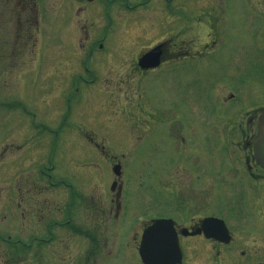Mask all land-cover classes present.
Wrapping results in <instances>:
<instances>
[{
  "label": "rangeland",
  "instance_id": "rangeland-1",
  "mask_svg": "<svg viewBox=\"0 0 264 264\" xmlns=\"http://www.w3.org/2000/svg\"><path fill=\"white\" fill-rule=\"evenodd\" d=\"M119 1L121 0H113L109 4V14L114 12L116 17L131 21V27L120 29L125 27L124 22L117 20L114 24L112 18L109 26L112 30L103 28L102 31V35H107L101 42L102 46L96 51L99 58L104 60V55L116 42L110 38L119 37L118 34H114V25L118 33H122L121 44L133 41L148 45L161 36H168L182 44L181 55L187 49L196 55L190 60L182 59L179 63L180 67L174 72L175 75L171 74V77L168 73L160 75L158 71L136 74L131 73L125 66H118L129 64V60L133 58L128 51L130 44L124 47V52L123 47L119 45L114 62L117 66L114 67L111 62L106 63L104 67L100 65L98 72L100 70L101 72H94L95 77L89 79L90 76H88L84 83L78 80L76 90L72 81L69 88H65L62 85L67 82L59 80L56 83L53 77L42 72H32L18 78L12 75L15 74L13 72L7 73L11 75L6 77L7 82L12 86L7 89L0 87V210L3 207L2 212L7 218L13 217L15 201H12L16 196L18 182H22L24 193L30 192L31 184L45 181V178L39 176V169L42 167H44L43 173L47 172L45 174H49L48 170H50L55 176L57 172L60 176L72 178L82 185V174L86 175L85 171L90 170L91 167L83 166L82 162L86 159L82 162L80 159L92 156L88 159L94 160L101 151L100 146L105 143L104 154L107 166V161L111 158L117 156L120 160L123 155L124 157L120 160L122 172L125 161L127 167L132 170L129 172L130 184L125 181L124 172L122 177L124 186L127 183L128 188L132 190L131 197L127 200L131 209V212H128L134 226L128 232L125 242L131 245L133 236L136 233L137 236L139 234L136 224L141 225V219L148 213L146 209L149 207L146 202L150 200V197L147 186H151L153 193L151 198H156L153 202H161L163 196L167 195L175 203L182 201L186 208H191L190 210L200 206L204 209L205 204L201 205L200 202L203 198L210 196V191L202 190L200 185L192 181L190 178L192 173L187 174L184 171L181 175L174 173L175 165L170 167L168 164L169 155L173 156L175 164V160L183 153L177 165L187 168L188 164H193L195 157L198 164H194H201V166L214 167L233 163L235 168L232 169L238 170V166L245 164V150L243 152L241 146L244 137L242 138L238 130L240 117L250 106L264 105V72L258 69L255 73L247 67L246 63L243 71L240 72L238 65H242V59L246 57L243 51L264 50V0H180L177 4V8L180 9L177 14L179 19L159 10V4L155 7L122 8ZM143 9L147 10L141 11ZM81 13L85 17H79L77 21L74 18V11L71 12V18L78 23H74L75 29L70 25V33L71 37L76 36L78 40H84V47L81 46L82 51L78 55L83 59L86 54H83V51L88 49L89 33L93 34L94 30L92 19L86 16L88 12L83 9ZM57 14L56 9L53 8L49 16ZM39 19L43 28L46 25V18L42 20L39 16ZM103 21H107L104 14L98 18L97 22ZM135 21H143L148 28L137 35L139 40H135L137 37L133 35L137 31L132 28L136 26ZM174 29L178 30L177 33L168 34ZM11 30H14V26L1 31L0 50L5 41L12 43ZM42 33L46 38L45 29ZM94 37L100 38V31ZM214 41L215 44L212 46L211 43ZM205 42H210L208 49L213 48V53L208 57L206 50L200 51ZM98 44L99 41L95 46L98 47ZM12 51V48L5 47L2 54L6 59L4 65L0 66V84L5 78L1 73L4 74L3 69L6 63L10 62L12 66L17 64L18 56L12 54ZM60 51L65 54L60 57L69 55L70 58L72 57L70 62H73L75 59L73 55H76L73 51V41L69 49L66 50L64 46L60 48ZM107 55L109 56V52ZM8 56L9 59H7ZM234 56L239 60L233 63L231 60ZM256 56L260 58L257 51ZM63 62L69 63L68 60ZM169 78L175 84L173 87L167 86ZM144 82L146 93L142 90ZM235 82L242 83L241 92L234 93V98L238 101L235 99L222 101L230 92L225 89ZM139 86H141L140 91ZM169 96L175 100L172 105L180 101V105L178 104L180 116L177 121L180 128H183V137L180 136V132L173 134L170 130L171 125L165 128V133L168 129L170 130L167 137L162 136L161 130L160 132L157 130L160 128L159 109L169 108L160 103V100L162 97L167 100ZM136 100L142 104L141 114L139 110V113L131 112L128 102ZM191 100L199 104L200 117L204 119L199 120L196 114L189 113L188 104ZM172 105H170L171 108L177 110ZM68 106L70 110L67 114ZM254 113L253 111L252 114ZM25 114L31 118L32 131L27 129L23 134L22 129L26 127L24 126ZM163 120L167 122L171 119ZM20 126L22 129L19 131ZM80 138L85 139L87 144H91L92 149L87 151L88 147ZM156 140L166 146V155L161 153L159 155ZM227 145L230 147L227 148ZM132 148L133 150L130 151ZM96 149L100 150L96 151ZM227 149H230L228 160L223 157ZM128 151H130L129 154ZM158 160L159 165L149 169L146 174V176L150 174L147 181L146 177L141 176L140 173L145 171L148 165L157 164ZM145 162L148 163L146 166ZM98 163L102 165L105 162L102 163V159H99ZM89 164L97 167L93 162ZM138 167L140 168L137 169ZM102 172L97 174L104 175L105 173ZM143 178H145V185ZM185 185L191 190L188 188L181 195L182 190L179 187ZM39 186L44 185L40 183ZM152 187L155 188L154 191ZM5 222L6 227L13 230L14 222L12 220ZM252 222L256 227L257 224ZM109 249L110 247L107 248ZM131 250L125 253L119 252V264H130V255H134ZM106 256L102 254V260ZM23 261H29L28 257L22 258L21 262Z\"/></svg>",
  "mask_w": 264,
  "mask_h": 264
},
{
  "label": "flooded vegetation",
  "instance_id": "flooded-vegetation-1",
  "mask_svg": "<svg viewBox=\"0 0 264 264\" xmlns=\"http://www.w3.org/2000/svg\"><path fill=\"white\" fill-rule=\"evenodd\" d=\"M95 1L0 0V33L14 26L10 35L12 43L5 41L0 50V66L4 65L6 59L2 56L5 47L12 48V54L18 56L17 64L14 66L10 62L6 63L4 74L1 73L5 78L0 87L7 89L12 86L6 79L7 76H11L7 73L11 72L15 73L12 74L15 78L32 72H42L53 77L56 83L59 80L70 83V77L76 71L79 72L78 78L85 82L88 76L94 77V72L100 65H104V61L117 66L114 62L118 52L114 48L110 49L107 59L101 60L97 55H93L96 42L101 41V37L94 36L111 24L112 16L107 12V8L113 0ZM179 2L180 0H121L119 4L122 8L155 7L159 4V10L165 8L169 12H176ZM103 7L107 21L98 23V18L102 17ZM53 8L58 14L49 16ZM83 9L88 12L86 16L93 21L94 33H89L88 49L83 51V54L86 53L84 58L78 57L70 62L69 55L60 57L65 55L60 48L65 46L66 50L69 49L72 41L73 49L83 46L84 40H78L76 36L71 37L70 33V25L75 29L74 23L85 17L81 13ZM145 10L147 9L141 11ZM72 11L77 21L71 18ZM38 15L42 20L46 18V25L43 28ZM64 22L67 23L63 24ZM131 24L132 22L128 21L126 28H130ZM134 24L136 26L132 28L137 31L133 35L136 37L148 29L143 21H135ZM43 29L47 34L46 38L42 33ZM113 39L116 41L113 45L116 47L121 45L123 50L130 44L128 51L133 58L128 70L131 73L147 74L158 71L161 75L176 71L182 44L171 37L161 36L148 45L133 41L121 44L120 40H123L121 36L110 38ZM135 40H139V37ZM156 44H161L158 65L141 69L137 65V58ZM9 58L8 56L7 59ZM66 60L68 64H64L63 61ZM67 83L62 86L69 88ZM15 85L19 86V84ZM161 115V134L167 136V132L165 133L167 122L163 120L167 119L164 109L161 110ZM253 119V117L246 119L244 146L250 144L249 132L255 128V119ZM177 120L174 115L168 121L176 123ZM24 126H26L24 129L21 126L19 129V131L23 130V134L28 129L25 123ZM164 150L165 145L162 149L163 154ZM249 155L250 153L246 156V164L238 166V170H233L232 168L235 167L232 166H219L218 170L214 171L212 166L196 164L187 168L179 167L176 163L174 173L180 175L184 174L183 171L187 174L192 173L190 175L192 181L200 185L202 190L210 191V196L200 202L201 205L205 204L204 209L200 206L190 210L191 208H186L182 201L175 203L164 195L163 198L170 200V203H164L162 207L169 213L158 215L153 212V216L144 218L141 225L136 224L139 234L133 236L131 245L125 244L128 232L134 224L127 208L129 188L122 182L124 173L120 174V180H117L113 189H110V185L107 187L111 178L109 172L101 186L94 181L98 174L93 170L85 171L86 175L82 174V185L72 178L58 175L54 182L50 181V185L49 180L45 181L44 186H40L42 191L35 187L31 196H20L15 199L13 230L6 227L5 213L2 212L4 208L1 207L0 264H114L119 252L137 248L141 232L151 226L153 221L168 217L173 220L178 235L182 251L180 264H264V170L256 165ZM219 172H223L222 177L218 175ZM49 178L50 176L47 175V179ZM21 188L19 186V189ZM33 188L31 187L30 191ZM188 188L191 190L186 185L180 186L179 189L182 190L180 194L182 195ZM207 216H215L225 221L230 236L228 241L207 238L202 232L192 235L189 233L200 227L201 220ZM229 220H233L231 226L228 224ZM252 221L257 224L256 227ZM102 254L107 255L104 260ZM27 257L29 261L21 262L22 258ZM133 264L143 263L133 261Z\"/></svg>",
  "mask_w": 264,
  "mask_h": 264
},
{
  "label": "water",
  "instance_id": "water-1",
  "mask_svg": "<svg viewBox=\"0 0 264 264\" xmlns=\"http://www.w3.org/2000/svg\"><path fill=\"white\" fill-rule=\"evenodd\" d=\"M159 46L154 47L139 59L142 67L158 62ZM255 161L264 168V111L258 117L257 132L252 141ZM118 172V165L113 167ZM168 220H160L142 235L139 254L146 264H174L180 261V250ZM215 223V222H214ZM216 226V223L214 224Z\"/></svg>",
  "mask_w": 264,
  "mask_h": 264
},
{
  "label": "trees",
  "instance_id": "trees-1",
  "mask_svg": "<svg viewBox=\"0 0 264 264\" xmlns=\"http://www.w3.org/2000/svg\"><path fill=\"white\" fill-rule=\"evenodd\" d=\"M136 104H137V106H138V108H139V110H140V114H141V105L138 103V101L136 102Z\"/></svg>",
  "mask_w": 264,
  "mask_h": 264
}]
</instances>
